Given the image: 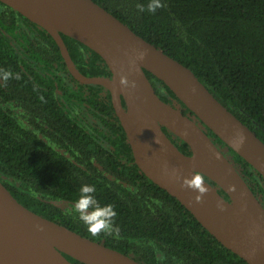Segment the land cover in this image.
<instances>
[{
    "label": "trees",
    "instance_id": "trees-1",
    "mask_svg": "<svg viewBox=\"0 0 264 264\" xmlns=\"http://www.w3.org/2000/svg\"><path fill=\"white\" fill-rule=\"evenodd\" d=\"M93 1L190 68L264 142V0H160L165 6L154 13L150 0ZM61 37L82 74L111 77L98 53ZM6 71L12 77L5 82ZM145 73L160 99L205 131L264 208L263 176ZM162 129L190 154L186 142ZM0 182L31 211L142 264H248L139 169L109 90L76 80L52 36L1 1ZM82 184L95 185L102 205L115 206L118 230L96 237L87 231L73 211Z\"/></svg>",
    "mask_w": 264,
    "mask_h": 264
},
{
    "label": "water",
    "instance_id": "water-1",
    "mask_svg": "<svg viewBox=\"0 0 264 264\" xmlns=\"http://www.w3.org/2000/svg\"><path fill=\"white\" fill-rule=\"evenodd\" d=\"M0 1L52 36L76 80L100 84L109 90L134 161L150 180L185 206L223 246L248 264H264L262 204L195 120L160 99L145 73L150 72L167 85L205 126L264 178V142L221 104L190 68L137 35L93 0ZM61 34L98 53L111 77L82 74ZM141 52L145 53L143 59H139ZM122 75L128 79L127 87L120 84ZM162 126L186 142L190 154L179 150ZM241 134L244 143L237 148ZM174 168L179 171L180 180L170 175ZM193 168L220 187L229 199L204 179L209 192L202 203H196L197 193L181 187L183 177L190 176ZM229 185H235V191H230ZM217 201L224 205L223 210ZM64 254L85 264H142L31 211L0 182V264H73Z\"/></svg>",
    "mask_w": 264,
    "mask_h": 264
},
{
    "label": "clouds",
    "instance_id": "clouds-1",
    "mask_svg": "<svg viewBox=\"0 0 264 264\" xmlns=\"http://www.w3.org/2000/svg\"><path fill=\"white\" fill-rule=\"evenodd\" d=\"M163 5L160 0H150L147 4V10L150 12H155L157 8H162ZM137 7L143 11L144 7L137 5ZM145 53H139V59H143ZM12 77L10 71L4 73L5 82ZM17 74L16 79H19ZM120 84L127 87L128 79L126 76H121ZM132 87H135V81L132 82ZM156 142L160 141L156 138ZM244 143V137L241 134L240 140L235 144L237 148L242 147ZM219 158V156H217ZM164 171L168 174L169 170L167 164L164 166ZM170 175L176 180H180L181 176L177 169H172ZM182 188H190L197 193L194 197L196 203H202L203 197L209 192V188L205 186L203 174L193 168L190 176H184L181 183ZM230 191H235V185H229ZM96 187L95 185L82 184L78 189V196L73 203V211L78 215V219L86 226L87 231L94 237L99 236L101 233L111 234L113 231L118 230L115 225V220L118 215L115 210V206L111 203L101 204L95 196ZM217 206L223 210L224 205L217 201ZM40 230H43V226L37 225Z\"/></svg>",
    "mask_w": 264,
    "mask_h": 264
}]
</instances>
